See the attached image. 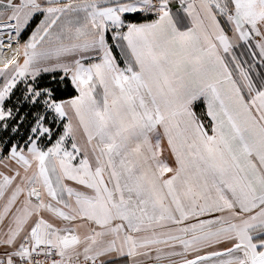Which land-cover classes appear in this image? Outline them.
Here are the masks:
<instances>
[{"label": "crops", "instance_id": "obj_1", "mask_svg": "<svg viewBox=\"0 0 264 264\" xmlns=\"http://www.w3.org/2000/svg\"><path fill=\"white\" fill-rule=\"evenodd\" d=\"M38 12V40L77 42L64 102L82 143L0 148V261L28 243L102 264H264V90L245 93L234 53L261 44L264 0H0L21 29Z\"/></svg>", "mask_w": 264, "mask_h": 264}, {"label": "rangeland", "instance_id": "obj_2", "mask_svg": "<svg viewBox=\"0 0 264 264\" xmlns=\"http://www.w3.org/2000/svg\"><path fill=\"white\" fill-rule=\"evenodd\" d=\"M5 14H8L7 10H5ZM44 14V12H38L34 17V19H37V25L41 22L40 26L36 25V31H33L36 26L32 31L28 32L29 23L24 29H21L19 24L16 22L17 25L16 28H14V33H8L7 36L0 35V65L5 66L0 68V120L10 116V111H5L3 105L18 82L28 78L35 79L42 72L46 71H62L71 79L73 74H76L77 61L71 57H73L74 52V54L77 52V42L76 40H70V35H73L72 33H69L68 35L63 34L60 29H57V32L50 34L51 37L46 35L45 40H38L41 37L40 32H42L49 25L44 23V21H41V16ZM57 25L61 26L60 22ZM252 40L258 48L262 60L259 58L258 53L254 50L250 40L247 41L245 45L238 46L236 48L237 50L235 49L234 51L236 58L241 63L237 67L236 77L244 88L245 93L248 95H252L261 90H256L248 72L249 68L247 63L251 65L250 61L245 59L244 63L240 60V57L243 56L246 58L244 56V50L249 47L256 60L259 61L260 64H263L264 62V38L260 41L261 44L254 39ZM15 45L18 47V52L17 55H15L14 61L12 53ZM75 98H72L71 101H76L74 100ZM52 109L58 118L64 119V132L59 139L47 149L54 146L57 148L60 145L70 148L73 144L82 143L78 134L79 129L82 128V124L78 118H76L77 116L72 114V109L70 108L68 102H56L53 104ZM93 125L92 120L87 121L88 127H92ZM35 132L36 136L33 137V140L29 144L28 148L32 145H36L39 148L45 149L43 147L44 140L42 141V139L45 133H50L49 128L40 122L35 127L33 133ZM167 159L168 157L166 156V160Z\"/></svg>", "mask_w": 264, "mask_h": 264}, {"label": "trees", "instance_id": "obj_3", "mask_svg": "<svg viewBox=\"0 0 264 264\" xmlns=\"http://www.w3.org/2000/svg\"><path fill=\"white\" fill-rule=\"evenodd\" d=\"M153 17L154 15L152 14L134 12L126 13L124 20L126 23L143 22ZM36 25L37 19L33 18L28 25V32L32 31ZM108 40L120 63L123 62L117 46L113 43L112 37H108ZM250 41L254 50L258 53L259 58L262 60L254 41ZM244 56L246 58L241 56L240 60L244 63L245 59L250 61L251 65L247 63L249 68L248 72L256 90H263L264 62L260 64L255 56L252 55L249 47L244 50ZM78 94V89L71 78L62 71H46L42 72L35 79L28 78L18 82L3 105L5 111H10V116L0 120V147L2 156H8L13 150L28 148L33 137L36 136V132L33 133L34 129L40 122L46 125L50 131V133H45L43 136V147L47 149L53 145L64 132L65 121L57 117L52 106L56 102L75 98ZM194 108L209 129L210 120L206 115L204 104L197 102Z\"/></svg>", "mask_w": 264, "mask_h": 264}, {"label": "built area", "instance_id": "obj_4", "mask_svg": "<svg viewBox=\"0 0 264 264\" xmlns=\"http://www.w3.org/2000/svg\"><path fill=\"white\" fill-rule=\"evenodd\" d=\"M179 4H185V0H177ZM236 11L232 8L226 11V16H233ZM16 20L0 21V35L14 33ZM5 36V37H6ZM0 264H102L97 257H84L81 259L67 258L62 250L54 245L39 244L29 245L26 243V251L20 256H13L9 259L0 261Z\"/></svg>", "mask_w": 264, "mask_h": 264}]
</instances>
